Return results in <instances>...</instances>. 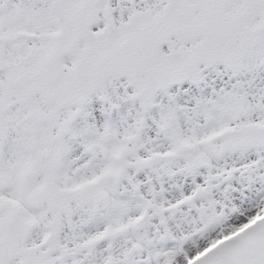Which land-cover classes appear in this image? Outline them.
<instances>
[{
  "label": "snow or ice",
  "instance_id": "snow-or-ice-1",
  "mask_svg": "<svg viewBox=\"0 0 264 264\" xmlns=\"http://www.w3.org/2000/svg\"><path fill=\"white\" fill-rule=\"evenodd\" d=\"M0 264H264V0H0Z\"/></svg>",
  "mask_w": 264,
  "mask_h": 264
}]
</instances>
